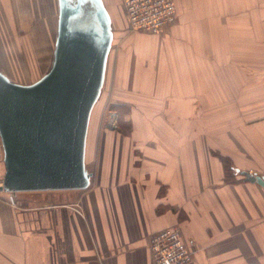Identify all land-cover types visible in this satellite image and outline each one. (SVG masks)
I'll list each match as a JSON object with an SVG mask.
<instances>
[{
	"label": "crops",
	"instance_id": "0c3cea01",
	"mask_svg": "<svg viewBox=\"0 0 264 264\" xmlns=\"http://www.w3.org/2000/svg\"><path fill=\"white\" fill-rule=\"evenodd\" d=\"M174 1L175 23L154 35L127 28L122 0H101L116 32L89 119V186L1 193L0 264H152L151 235L174 226L192 264H264V186L243 175L264 177V0ZM58 14V0H0L11 82L52 63Z\"/></svg>",
	"mask_w": 264,
	"mask_h": 264
},
{
	"label": "water",
	"instance_id": "95a60500",
	"mask_svg": "<svg viewBox=\"0 0 264 264\" xmlns=\"http://www.w3.org/2000/svg\"><path fill=\"white\" fill-rule=\"evenodd\" d=\"M51 67L32 84L0 72V140L11 192L84 190L89 119L103 88L113 33L101 0H58ZM264 186V177L243 173Z\"/></svg>",
	"mask_w": 264,
	"mask_h": 264
},
{
	"label": "built area",
	"instance_id": "2783aa9c",
	"mask_svg": "<svg viewBox=\"0 0 264 264\" xmlns=\"http://www.w3.org/2000/svg\"><path fill=\"white\" fill-rule=\"evenodd\" d=\"M174 0H122L124 20L131 31L154 35L176 21ZM15 194L5 190L0 181V194ZM149 249L152 264H192L193 250L187 245L180 229L168 227L151 235Z\"/></svg>",
	"mask_w": 264,
	"mask_h": 264
},
{
	"label": "rangeland",
	"instance_id": "374dc122",
	"mask_svg": "<svg viewBox=\"0 0 264 264\" xmlns=\"http://www.w3.org/2000/svg\"><path fill=\"white\" fill-rule=\"evenodd\" d=\"M111 27H112V25H111ZM113 30V32H114V30L115 29H112ZM115 32H116V30H115ZM116 43V42H115ZM120 43V41H117V43L116 44H119ZM51 50V49H50ZM50 50H49V53H48V56L50 57V55H51V52H50ZM50 64H51V60H48V66H47V68H42L41 70H40V73L38 74V75H36L34 78H31V79H28V78H25L24 77V82L22 83L23 85H26V84H32V83H30L31 81H33V80H35L37 77H41L44 73H46L48 70H49V68H50ZM16 71L17 72H19V69L17 68L16 69ZM20 73V72H19ZM12 76V75H11ZM20 78H22L21 76L20 77H16V79H14L15 80V82H19V81H17V80H19ZM22 82V81H21ZM19 84V83H18ZM21 84V85H22ZM104 89V88H103ZM105 97V96H104ZM103 103V104H102ZM101 103V108H100V110L98 109L97 110V113H98V111H103V107H104V102H102ZM105 110V109H104ZM99 112V113H100ZM103 112H105V111H103ZM120 119H119V124L120 125H124V124H126V122H127V115L125 114V111L124 112H120ZM102 119H103V114H102ZM107 119H106V117H105V120H103V121H106ZM114 121V120H113ZM112 121V123H114Z\"/></svg>",
	"mask_w": 264,
	"mask_h": 264
},
{
	"label": "trees",
	"instance_id": "16d2710c",
	"mask_svg": "<svg viewBox=\"0 0 264 264\" xmlns=\"http://www.w3.org/2000/svg\"><path fill=\"white\" fill-rule=\"evenodd\" d=\"M224 169V182L225 183H234L237 181L236 173L234 169L231 167L230 161L227 159H223L222 162Z\"/></svg>",
	"mask_w": 264,
	"mask_h": 264
}]
</instances>
